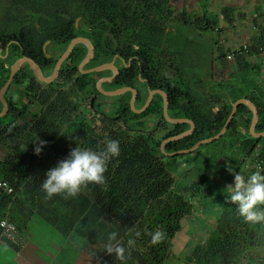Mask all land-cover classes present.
<instances>
[{
    "label": "trees",
    "instance_id": "obj_1",
    "mask_svg": "<svg viewBox=\"0 0 264 264\" xmlns=\"http://www.w3.org/2000/svg\"><path fill=\"white\" fill-rule=\"evenodd\" d=\"M205 9L201 16L176 13L172 0H0L4 18L0 41L16 40L12 49L19 57L24 50L51 73L73 39H89L95 52L84 70L116 58L119 75L103 84L105 91L137 90L135 107L140 110L149 88L162 90L169 99V116L194 122L191 136L165 146L167 153H175L217 135L233 104L244 98L257 107L256 131L264 132V14L255 21V35L232 52L218 46L222 32L218 16ZM222 11L231 22L229 9ZM208 35L212 42L204 39ZM47 42L50 59L43 51ZM87 53L86 46H76L49 90L29 65L16 75L15 80L32 91L35 111L25 125L0 126L5 152L0 180L14 189L8 194L0 188V221L8 218L21 230L36 215L66 237L80 225L102 248L92 264H167L182 221L200 210L215 223L206 237L179 257V264H264V227L241 219L227 201L210 202L207 173L186 183L189 166L205 165L208 158L218 167L227 162L240 172L246 160L264 156V138L256 139L249 131L252 112L240 105L220 140L193 154L167 157L162 142L188 131L190 125L166 121L160 94L144 113L136 114L130 106L131 92L115 98L99 93L97 82L112 72L81 73L79 65ZM232 53L235 63L227 60ZM214 61L228 64L227 79L215 78ZM101 99L111 103L104 105ZM36 138L46 142L39 155L34 154ZM108 139L118 141L120 152L108 161L103 185L89 184L72 198L45 199L40 183L50 168L72 148L96 151ZM205 149L209 152L202 155ZM155 230L165 236L153 245L148 233ZM112 233L116 235L111 242L123 248L121 259L106 254Z\"/></svg>",
    "mask_w": 264,
    "mask_h": 264
},
{
    "label": "rangeland",
    "instance_id": "obj_2",
    "mask_svg": "<svg viewBox=\"0 0 264 264\" xmlns=\"http://www.w3.org/2000/svg\"><path fill=\"white\" fill-rule=\"evenodd\" d=\"M202 4L206 5V9ZM172 6L175 8L176 13L187 11L201 16L205 9L216 14L219 19V27L222 29V32L217 39L218 46L225 51L232 52L239 49L242 45L247 44L250 38L255 35L257 31L255 21L260 22L261 20H259V17L264 14V0H172ZM226 7L229 9L228 12L233 14L231 22H228L225 19L222 11V9ZM204 39L208 42H212V36L208 35L207 37H204ZM207 46L209 45L207 44ZM203 48L205 49V47ZM212 67L214 76L217 80H225L229 77L231 71L228 64L224 65L223 63V65H221L214 61ZM101 100L104 101V105L107 106L111 103L110 99ZM202 151V155L209 152L208 149ZM4 153L5 152L2 151L0 147V160L3 159ZM204 161L205 165L200 164L202 166L198 165L199 167L196 168L195 166H189L191 171L189 170L190 173L186 178L187 182H185L191 184L198 180L200 173H207L209 176L208 185L212 190V195L208 198L209 201L211 202L217 199L218 201L225 202L227 192L224 189L226 185L232 184L233 181L231 180L233 179V176L226 171L225 166H216L215 159L212 160L208 158ZM182 181H184V179H182ZM214 223L215 218L210 219V215L207 212L202 214L200 210L188 219L182 221V230L176 235L172 242V256L167 264H179V257L187 252L189 247L199 243L203 237H206L208 232L212 230ZM31 228L37 234L34 241H32L31 247L40 250V245L43 244L48 250L47 254H36L33 256V262L39 263L42 260H47V258L49 260L58 248L55 241L60 245L66 243L67 237L62 235L58 230L50 226V224L39 216L35 215L33 217L30 229ZM41 234L43 235L41 236ZM261 254L258 255L260 258L259 261H261ZM85 262L91 264L90 260H85ZM245 264H249V262H245Z\"/></svg>",
    "mask_w": 264,
    "mask_h": 264
},
{
    "label": "clouds",
    "instance_id": "obj_3",
    "mask_svg": "<svg viewBox=\"0 0 264 264\" xmlns=\"http://www.w3.org/2000/svg\"><path fill=\"white\" fill-rule=\"evenodd\" d=\"M36 143L34 154L39 155L46 146L45 141H33ZM120 152L118 141L108 139L99 150L74 147L67 157L45 173L44 180L40 183V190L45 199H52L61 195L63 198L77 196L82 187L89 184L103 185L107 163L117 157ZM226 171L233 176L231 185H226V201L235 206L236 214L246 222H264V174L253 172L247 177L234 171L233 166L225 162ZM115 233L109 237V243L105 245L106 254H115L117 259L122 258L123 248L114 245L111 241ZM150 242L158 244L165 236L160 230L148 233ZM131 243V241H129Z\"/></svg>",
    "mask_w": 264,
    "mask_h": 264
},
{
    "label": "water",
    "instance_id": "obj_4",
    "mask_svg": "<svg viewBox=\"0 0 264 264\" xmlns=\"http://www.w3.org/2000/svg\"><path fill=\"white\" fill-rule=\"evenodd\" d=\"M78 22L79 21L76 22L77 27H78ZM80 44L86 46L87 50H88L87 56L79 65V70L81 73L91 74V73H102V72H106V71H111L113 74L111 77L101 78L97 82L96 87H97V90L99 91V93H101L105 97L115 98V97H119L121 95H124L128 92H131L132 98L130 101V106H131L132 111L136 114L144 113L149 108V106L151 105L154 96L157 94H160L164 99L163 115H164L166 121L172 125H179V124H184V123H187L190 125V129L188 131H186L180 135L170 137V138H168L162 142L161 151L165 156L176 157V156H180V155L193 154L194 152L199 150L202 146L207 145V144H211V143H214V142L220 140L227 133L231 123L233 122V120L237 114V111H238L240 105H244L245 107H247L253 114L250 129H249L250 134L256 139L264 138V132H257L256 131V127H257L258 122H259L258 109L251 101L244 98V99L238 100L236 103L233 104L232 112H231L228 120L226 121V124L224 125L222 130L217 135L198 142L196 145H194L190 149L178 151L175 153H167L165 150V146L168 143L180 141L186 137L191 136L194 133V131H195L194 122L187 120V119H174V118L170 117L169 113H168L169 112V99H168L167 94L162 90H150V88H149V96L147 98V101H146L144 107L140 110L136 109V107H135L137 97H138V91L137 90H135L133 88L126 87V88L117 89L115 91H105L102 88V85L105 83H112L117 78V76L119 74V70L115 66L116 58L111 63L104 64V65H101V66H98V67H95V68H92L89 70H84V68L93 60L94 52H95L94 46L92 45L91 41L87 38H84V37H77L71 41V43L69 44L66 51L63 53V55L57 61L55 68H54V71H53V74L49 77L44 76L40 66L33 59H29L26 56H24L21 60H19L17 65H15L13 67L12 75H11L7 85L2 89V92H1V101L3 102V104L5 106V110H7L8 106H7V103L4 99V91L10 85L15 73L19 70L20 66L23 63H27L30 66V68L32 69V71L34 72V74L36 75V77L38 78V80L40 82L45 83V84H51L57 80L63 64L71 56L74 48ZM0 116H2V115H0Z\"/></svg>",
    "mask_w": 264,
    "mask_h": 264
},
{
    "label": "crops",
    "instance_id": "obj_5",
    "mask_svg": "<svg viewBox=\"0 0 264 264\" xmlns=\"http://www.w3.org/2000/svg\"><path fill=\"white\" fill-rule=\"evenodd\" d=\"M31 224L32 220L26 227L19 230L20 241L18 244L0 242V264H88L85 260H90L92 264L102 251L93 237L89 236V233L78 225L67 236L64 245L55 241L58 248L49 260L47 258V260H42L39 263L33 262V256L47 254L48 250L43 244L40 245L41 251L31 247L32 241L37 236L35 231L30 229Z\"/></svg>",
    "mask_w": 264,
    "mask_h": 264
},
{
    "label": "flooded vegetation",
    "instance_id": "obj_6",
    "mask_svg": "<svg viewBox=\"0 0 264 264\" xmlns=\"http://www.w3.org/2000/svg\"><path fill=\"white\" fill-rule=\"evenodd\" d=\"M3 19L4 18L1 14L0 15V25L2 24ZM5 43L6 44H4L2 41H0V82L2 81V84H0V115H2V116H0L1 129H3L4 127L10 126L13 123H15L14 126H17L19 124L25 125L32 118L34 111H35V104H33L31 101L32 91L30 92L27 88H25V86H23L22 84H19L15 80L16 75L25 67V65H28L27 63H23L20 66L19 70L15 73V75L12 79V82L4 91V99H5L7 106H8L7 110H5V106H4L3 102L1 101L2 89L7 85L8 81L12 75L13 67L15 65H17L19 60H21L24 56H26L24 50H22L21 56L19 57V55L17 54V51L12 49L13 45L18 44V42L16 40L6 41ZM49 45H50V42H47L43 46V51L45 52V55L48 59H50L52 57L51 54L46 52L47 47ZM27 58H29V57H27ZM29 59H31V58H29ZM115 64H116V62H115ZM40 68H41L44 76H46V77H49L53 74V72L49 73L48 69L45 68V64H42V66H40ZM53 71H54V69H53ZM60 76H61V73L59 74L56 81L59 80ZM3 80H4V82H3ZM56 81H54L51 84L43 83V84L48 86L45 89L49 90V88L52 86V84H54ZM25 115H27V116L25 117Z\"/></svg>",
    "mask_w": 264,
    "mask_h": 264
},
{
    "label": "built area",
    "instance_id": "obj_7",
    "mask_svg": "<svg viewBox=\"0 0 264 264\" xmlns=\"http://www.w3.org/2000/svg\"><path fill=\"white\" fill-rule=\"evenodd\" d=\"M262 58V63L264 66V48L262 49ZM234 59V53L229 54L227 57V60L230 63H235ZM253 172H259L261 174H264V156L256 154L250 159L246 160L241 166L240 173L243 176L247 177V175ZM0 188L6 191V193L8 194H12L14 192V189L10 186V184L3 180H0ZM259 223L264 227V222ZM3 241H7L13 244H18L20 241L18 227L8 218L0 221V242Z\"/></svg>",
    "mask_w": 264,
    "mask_h": 264
}]
</instances>
